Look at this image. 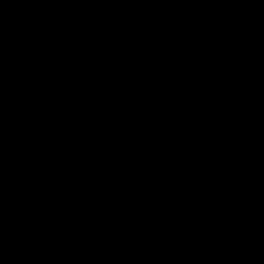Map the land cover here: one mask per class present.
Segmentation results:
<instances>
[{
  "label": "crops",
  "instance_id": "obj_1",
  "mask_svg": "<svg viewBox=\"0 0 264 264\" xmlns=\"http://www.w3.org/2000/svg\"><path fill=\"white\" fill-rule=\"evenodd\" d=\"M104 3L102 1L103 6ZM22 6L24 2L0 8V21L7 24L10 20L6 33L10 27L22 26L18 18L21 12L24 13ZM18 7L21 8L19 12L16 9ZM136 7L142 20L136 18L132 26L126 22L114 28L96 21L61 27L54 31L50 40H42L43 48L36 53L40 62L49 61L45 69L48 74L44 86L48 83L57 85L56 110H59L63 100L67 102L79 98L83 105L97 107L104 112L93 118L92 124L100 125V121H106L104 127L107 129L103 127L101 140L95 138L90 142L89 146L95 149L83 154L86 160L96 157L98 166L88 168L91 162L86 164L84 158L79 160L78 157L73 163L86 178V190L93 187L89 188V173L94 174L95 182L99 179L110 180L112 183L105 189L97 190L94 187L88 191H93L101 199L111 193L107 209L112 206L120 213L127 210L130 218L128 223L120 221L121 218L117 220L118 225L115 223L113 226V236L97 249L96 255L122 252L130 243L140 241L139 233L151 235L154 230H159L155 233L163 236L174 229L190 232L202 208L199 195L208 190L211 177L206 156L201 152H192L193 145L220 137L212 133L213 127L217 125L228 131L222 136L230 137L244 130L238 121L234 126L224 123L226 118L235 120L236 106L244 99L234 95L228 105L213 110L206 111L202 107L193 110L181 105L177 109L173 127L168 130L161 128L154 134L151 131H155L161 122L148 125L160 113L156 111L152 115V106L142 104V97L135 95L147 83L148 70L155 66L163 67L170 59H183L189 55L197 47L193 30L200 31L202 40L198 43L201 44L225 29L231 30L249 48L254 47L258 39H264V0L260 3H248L245 0L243 5L232 0L220 3L213 0H173L163 5L138 3ZM33 15L36 20L42 19L41 11ZM160 91L166 93V89ZM251 99L264 101V89H258ZM122 100H130L144 114L133 120L136 107L130 101ZM9 116V124L3 130L0 144V193L4 197L3 206L11 208V215L3 222L2 230L6 233H9L12 216L22 207L20 200L43 210L47 218L54 214L63 199L72 198L66 196L49 205L47 201L57 191L63 194L72 191L74 197L76 195L70 187L74 183L73 169L58 159L57 149H49V143L44 151L39 148L23 149V143L28 141L15 133L17 125L33 129L38 125V129L35 127L36 133H33V140L38 141L40 133L45 131L54 138H68L69 129L60 131L55 126L52 129L41 127L45 125L44 117L37 114L31 121L18 113H10ZM101 116L106 117L102 120ZM69 120L60 118L52 123L56 126L66 125ZM19 175L24 181L20 191L8 192V181ZM177 175L179 179L166 191L181 199L180 192L188 183V187L195 190L190 196L193 204L175 208L161 216L156 206H146L152 195L146 190V185L153 182L162 190L164 182ZM134 186L135 191H129ZM173 189L178 191L173 192ZM259 198L264 204V190ZM107 209L101 211L100 219H105ZM153 214L160 215L161 223L154 225ZM260 218H264V210L260 209L251 218L238 213L213 217L215 226H222V231L231 237L246 236V225ZM126 223L133 226L129 232L122 230V225ZM14 243L5 241L2 255L8 254ZM114 246L122 248H107ZM53 253L54 250L49 248L48 254Z\"/></svg>",
  "mask_w": 264,
  "mask_h": 264
},
{
  "label": "clouds",
  "instance_id": "obj_2",
  "mask_svg": "<svg viewBox=\"0 0 264 264\" xmlns=\"http://www.w3.org/2000/svg\"><path fill=\"white\" fill-rule=\"evenodd\" d=\"M18 2L24 0H0V8ZM130 2L163 5L173 0ZM232 2L243 5L245 0ZM247 2L260 3L262 0ZM199 33L193 30L197 47L189 55L183 59H170L163 67L148 70L147 83L135 92L137 97H142V104L152 106V115L156 111L160 113L148 126L160 121L151 132L156 134L161 128L168 130L173 127L181 105L193 110L201 107L206 111L213 110L228 105L236 95L244 99L236 106L235 120L226 118L224 123L234 126L238 121L244 130L230 137L220 136L193 145L192 152L206 156L211 177L208 190L199 195L202 208L191 231L185 233L182 229H174L163 236L155 232L151 235L139 233V246L128 249L127 259L120 260L119 264H184L185 255L190 257V264H264V218L246 225L245 235L258 250L253 255L241 252L231 236L222 231V226H215L213 219L224 213L251 218L258 209L264 210L259 198L264 190V101L251 99L258 89H264V39H258L254 47L249 48L231 30L225 29L201 44L198 43L202 40ZM9 47L7 61L3 60L0 49V139L9 124L10 113H18L31 121L37 113L46 112L51 119L56 116L58 100L56 84L41 85V65L31 39L13 38ZM161 89H166V93ZM133 105L137 109L132 116L135 120L144 112ZM15 133L28 141L25 147L32 149L56 142L46 131L40 133V143L33 142L32 130L23 125H17ZM20 177L8 181V192L20 191L24 182ZM178 179L179 175L166 180L162 190L153 182L147 184L146 190L152 195L146 206H156L159 214L164 216L175 208L192 205L190 196L195 190L188 187V183L180 192L181 199L166 191ZM135 186L128 190L134 192ZM70 187L76 193L75 197L72 191L67 194L57 191L47 201L51 205L52 201L72 197L63 199L54 214L47 218L43 210L20 200L22 207L12 216L10 234L2 227L11 215V208L3 206L4 197L0 193V264H97V249L113 236V226L99 218L101 211L108 207L111 193L101 199L79 181ZM5 241L15 242L6 257L2 255ZM189 241L191 246H188ZM49 248L54 250L51 255Z\"/></svg>",
  "mask_w": 264,
  "mask_h": 264
},
{
  "label": "trees",
  "instance_id": "obj_3",
  "mask_svg": "<svg viewBox=\"0 0 264 264\" xmlns=\"http://www.w3.org/2000/svg\"><path fill=\"white\" fill-rule=\"evenodd\" d=\"M103 0H24V6H22L24 13L18 15L19 20L21 21V27L14 28L10 27L8 33H6V28L9 23L5 25L0 21V49L3 52V60L7 61L10 58V42L13 38L15 39H31V42L36 46L37 51L39 52L43 47L41 46L42 40H50L52 34L55 30L61 27L76 25L85 22H96L101 21L110 27H119L121 24L130 22V26L133 25V21L138 18L142 20V16L139 15V11L136 7L137 3H132L130 0H116V2H105L104 6L101 3ZM144 5V3H140ZM41 11V20H36L33 13H39ZM1 25L3 27H1ZM37 56V55H36ZM40 62V60H39ZM49 61L40 62L41 69L39 71V77L41 85L47 83V69ZM79 98L70 99L67 102L63 100L59 110H56V116L54 118H49L46 112L37 113V115L44 117L45 126L47 128L59 129L60 131L65 128L69 129L68 138H59L56 137V142H49V149L56 148L58 152V159L65 164H68L73 169V181H79L83 187L88 188V183H86L85 176L78 171L75 166L74 159L79 158L83 159V154L90 152L95 149L91 147L90 142L95 138L96 140H101L103 137L102 132L106 125V121H100V125L93 126L92 119L97 118L104 113L102 110H98L97 107H87L88 105L84 104ZM84 109V110H81ZM83 111H85V114ZM106 116H101L100 119H104ZM60 118H65L69 120L66 125H53V123L60 120ZM47 119V120H46ZM262 119H264V113H262ZM49 121V122H48ZM53 122V123H52ZM28 127V126H27ZM34 127V126H33ZM38 129V125L35 126ZM30 128L32 133H36V129ZM104 127V129H103ZM225 127L214 126L213 135L216 133L219 135H224L226 131ZM94 129V130H92ZM58 131V130H56ZM99 136V137H98ZM98 137V138H97ZM35 143H40V141H34ZM27 144L26 142L23 143ZM23 149H29L28 147L23 146ZM38 149V148H37ZM41 151L46 150L45 147L39 148ZM33 150V149H30ZM85 159V158H84ZM97 158H88L84 162H91L88 165V168L98 166ZM82 162V161H80ZM92 172V171H91ZM90 177V183L95 182L94 174H87ZM232 242L235 243L241 252H244L249 255L255 254L257 249L252 246V240L249 237L244 235L233 236ZM140 241H135L129 244L127 249L123 252L112 253L105 252L96 255L95 259L97 264H119V261L122 259H127L128 249L132 247H138ZM188 246H191V241H189ZM3 256H7L4 254ZM184 264H190V257L185 255L183 257Z\"/></svg>",
  "mask_w": 264,
  "mask_h": 264
},
{
  "label": "rangeland",
  "instance_id": "obj_4",
  "mask_svg": "<svg viewBox=\"0 0 264 264\" xmlns=\"http://www.w3.org/2000/svg\"><path fill=\"white\" fill-rule=\"evenodd\" d=\"M102 3V2H101ZM17 9V11L19 12L20 11V7H18V8H16ZM17 12V13H18ZM17 13H14V15L15 14H17ZM5 134H6V132H5ZM5 134H3V135H5ZM0 144H1V139H0ZM112 182L110 181V180H97L96 182H94V183H91L90 184V186H89V188L90 187H92V188H96L97 190H102V189H105L108 185H110ZM92 188H90V189H92ZM90 189H88V190H90ZM102 215V214H101ZM100 215V216H101ZM100 216H99V218H100ZM121 218V220L120 221H124V222H129L128 220H129V218H130V214H129V212L127 211V210H124L123 212H119V210L118 209H113V207L112 206H110L108 209H107V211H106V214H105V219L103 220V221H105L106 223H109V224H111L112 226H114L115 225V223H116V225H118V221L117 220H119ZM153 218H155V219H153L154 220V225H157V224H159V223H161V221H159V219H160V215H156V214H153ZM126 223V225L125 224H123L122 225V230H125V231H127V232H129L130 230H132V227L133 226H129L128 224ZM153 232H159V230H154ZM131 234L132 235H134V233L133 232H131ZM129 246V245H128ZM128 246H126L125 247V249L123 250V251H125L126 249H127V247ZM108 249H111V250H119V249H121L122 247H116V246H114V247H107ZM124 248V247H123ZM122 251V252H123ZM117 253V252H116Z\"/></svg>",
  "mask_w": 264,
  "mask_h": 264
}]
</instances>
